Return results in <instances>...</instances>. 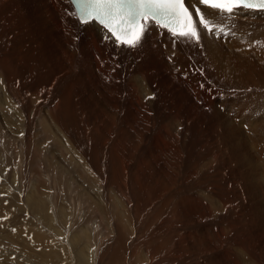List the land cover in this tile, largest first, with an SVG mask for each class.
I'll list each match as a JSON object with an SVG mask.
<instances>
[{
	"label": "rangeland",
	"instance_id": "rangeland-1",
	"mask_svg": "<svg viewBox=\"0 0 264 264\" xmlns=\"http://www.w3.org/2000/svg\"><path fill=\"white\" fill-rule=\"evenodd\" d=\"M6 9L0 44L12 54L16 90L8 105L0 82V264H88L95 252L94 264H151L147 251L163 254L167 242L178 246L174 259L160 254L156 264H201L216 232L226 237L223 252L264 264V64L207 80L189 47L190 80L158 76L155 52L107 57L109 68L99 71L83 51L61 55L54 27L37 26L31 5ZM38 62L72 65L47 88L45 103L29 88ZM139 64L152 77L130 70ZM246 71L254 75L250 91ZM17 90L35 110L12 107ZM57 104L63 128L48 111ZM241 243L253 254L244 255Z\"/></svg>",
	"mask_w": 264,
	"mask_h": 264
},
{
	"label": "bare ground",
	"instance_id": "bare-ground-1",
	"mask_svg": "<svg viewBox=\"0 0 264 264\" xmlns=\"http://www.w3.org/2000/svg\"><path fill=\"white\" fill-rule=\"evenodd\" d=\"M188 3L190 4V6L192 8V12H194V14L196 16L195 21H197L199 19L198 14L196 12V8H199L200 12L205 16V18L212 21L211 26L215 27L214 33H208L206 30L203 29V27L201 25H199V24L196 25L197 29L200 33V37H201L199 45H197L196 42H190L188 40H184V39H181L179 37H173L170 32H168L166 29H162V28H153L151 31L146 33L145 34V41H144L142 47L130 48L126 45H117L114 43L115 38L112 37L111 34L108 33V31H106L104 28H102L97 23L91 22V23L85 25V24H81L80 22H78L77 19L72 15V13H74L75 10H74L73 6L69 4V0H0V9L3 8V6H4V8H7L6 10L9 11L11 4H14L15 8H19L20 5H26V6L31 5L32 9L36 13V14L34 13V16L36 18V21L35 20L34 21H35V24L37 26L38 25L45 26L46 24L44 25L41 23H49L54 27L55 37H56V40L59 44V46H57L56 48L59 47V50L61 51V55H63L64 57L72 58V56L75 54V51H76L75 49L83 51L87 54L86 57L88 58L89 62L92 65H95V67L99 71L102 69L105 70V68H109V63L106 62V60H108L107 57L108 58L114 57L115 55H123V56L129 57V55L132 52H138V51H140V52L144 51L147 53L149 52V54L151 52H153V53L155 52L157 56L154 59V65L157 67L156 70L158 69L156 72L158 76L166 78L167 80L172 78V77H177L178 79L183 78V79L190 80L195 75L194 74L195 72L194 73L192 72L194 68L191 69V67H188L189 65L187 64V61L185 60V57H184V54L188 53L189 47L191 48L190 51H196L197 56H198V61L200 62L201 67L203 68L204 74L206 76L205 78L207 80L212 79V77L213 78H219V79H226V77H229L231 75L230 74L228 76V73H231V72H229L230 69L232 70V72L236 70L238 73L237 75H239V76L243 75L245 73L244 72L245 70H243L242 67L245 64H246L245 66L250 64L251 66H255V67H258V66H261L264 64V11L240 10V11H237L234 15L229 16L227 18H224L221 15H219L216 10L211 9L207 5L200 4L199 0H188ZM22 14H25V13H22ZM12 18H15V17H12ZM10 22H11V20H10ZM3 23L4 22H2V24ZM16 23L17 22H15V24ZM2 24H0L1 27H2ZM15 24H14V26H16ZM14 26H13L12 30H14ZM18 26L19 25H17V28H18ZM30 26H31V28H33L32 25H30ZM221 29H223V31H221ZM14 31L17 32L16 29ZM18 31H20V30H18ZM32 31H33V29H32ZM216 32H218L220 34L216 35L215 34ZM41 36H42V34H41ZM105 37H108V38L106 39ZM217 37L222 38V39H217ZM44 47H46V45ZM246 48H249V49L247 50ZM237 49H240L238 56L236 55ZM19 54L21 55V53H19ZM149 54H147V55H149ZM0 55H2V56H0V82H1V87H2L3 93H4L3 94L4 95V101H6V99L8 97H10L9 95H11L10 93L13 91L12 89L14 88L13 87V77H15V76H13L14 71H13V68L10 67L9 62H8L13 57H12V54L9 52V50L7 48L3 47L2 44H0ZM151 55L152 54H150V56ZM152 56H155V55H152ZM151 58H153V57H151ZM194 59H192V60H194ZM149 60H151V59H149ZM138 61H136V62H138ZM27 62H29V61H27ZM30 62H31V60H30ZM147 62H148V60H147ZM147 62L145 61L144 63H147ZM199 62L197 64H199ZM56 63H57L56 65L53 64L52 67L48 66L46 69H45V67L42 68L40 63H39L40 67L38 69L37 68L38 65L33 63L34 66L33 65L31 66V70L28 69V71L30 70V74L28 76L29 77L31 76V80H30V78L28 79L29 80V88L32 89V87H33V89H36V91L38 92V96H39L38 98L41 99L40 97H43V103H45V101H47V102L49 101V98L46 96L47 88L51 87V90H52V87L56 86V84L54 85L55 80H57L56 82H59L58 81L59 78H62V79L65 78V76L63 77V75H61L62 72L65 70V73H66L68 71V69L72 66V65H69L70 64L69 62H67V64H65V63L60 64L59 62H56ZM193 64H195V63H193ZM231 64H234V65L231 66ZM200 65H198V66H200ZM236 66L238 68L234 69L233 67H236ZM23 67H21V68L24 69ZM28 67H30V66L28 65ZM187 67H188V69L190 68L191 71H189L190 69L188 70ZM194 67H196V66H194ZM32 68H33V70H32ZM247 68H249V67H247ZM131 69H133L134 72L138 73L139 76L142 78L152 77V73L150 72V70L146 67H143L141 64H139L138 66H134L133 68H130V70ZM259 70L260 69H257V71H259ZM152 71H154V70H152ZM247 73H248V75L246 74V76H242V78L249 84V85L247 84L246 88L249 89V91H250L251 89H253V85H251V84L254 83V81H252L254 75H253L252 71L247 72ZM249 73H251L253 76L250 75ZM260 73H262V72H260ZM114 74H115V76H120V73L117 70H115ZM59 75H61V76L59 77ZM155 77H156V75H155ZM194 77H196V76H194ZM177 78H176V80H177ZM48 80H49V82H48ZM60 81H61V79H60ZM157 81L158 80H156L155 82H157ZM193 81H195V80H193ZM44 82H46L45 86H44ZM155 82H153V84ZM161 82H163V80ZM171 82H172V80H171ZM185 83H187V82L185 81ZM164 84H166V83H164ZM257 84H258V82H257ZM171 86H172V84L170 86L167 85L168 88L167 87L166 88L169 89ZM153 87H155V85ZM180 88H182V87H179L178 89H180ZM129 89L133 91L134 87L131 85V86H129ZM162 89L165 91L167 90L164 88H162ZM170 93H172V90ZM14 94H15V91H14L13 95ZM16 96H17L16 99L17 100L20 99V102H18V104H14L12 107L16 108L17 110H35L34 104L26 96L22 95L18 90H17ZM159 96H160V94H159ZM211 96H208V97L210 98ZM208 97H207V99H208ZM39 101L41 103V100H39ZM209 101H211V100L209 99ZM5 103L10 105L12 102H10V104H9V102L6 101ZM39 105H41V104H39ZM55 107H56V109L48 108V111L50 112L51 116L54 118V121H56V123L63 128L64 122L61 120L60 116L58 114H56V112L52 111V110H59L60 109L59 105L57 104ZM11 110H13V109H11ZM55 115H57V116H55ZM65 124H68V123L66 122ZM62 128H61V130H62ZM77 131H79V129ZM64 133H67V132H64ZM77 135H78L77 139H76V137H74V138L76 140H78V142L82 141V140H79V139H81L79 134H77ZM84 139H85V137H84ZM76 140H75V142H77ZM84 141H86V140H84ZM96 145H98V144H96ZM154 148H155V146H154ZM75 150H77V149H74V151ZM178 152L180 153V151H178ZM126 164H128L127 161H126ZM127 169H128V167H127ZM259 173L261 175V172H259ZM166 191H167V189H166ZM205 210H204V212H206ZM202 212H203V210H202ZM193 213H195V212H193ZM197 218H198V215H197ZM156 227H159L160 229H164L166 231V229L163 225L158 224V226H156ZM168 227H170V226H168ZM161 231L163 232V230H161ZM92 234H93L92 230L89 231V237L90 238H91ZM225 242H227V240H226L225 236L223 237V233L222 232L221 233L216 232L215 240L214 241H211V240L208 241L210 250L202 253L203 257L202 256L201 257L203 258L204 261L201 260L202 261L201 264H208L211 260V256L216 260H220L222 258L221 260L223 261L224 264H244L243 259H241L243 251H242V253L237 254L236 252H233L232 250L230 251V250L224 249V252H223V249L219 248V246H221V245L224 246ZM177 243H179V242H177ZM166 245H168V248L165 249V252L163 254L161 252H160V254L163 255L161 257L162 259H164L166 261L169 260V262H170V260L174 259L172 252L174 251V248L176 246L174 247L173 244H169V242H167ZM233 245H235V244H233ZM239 246H240V248H242L246 251V253L244 255L247 256V253L250 255L253 254L252 252L249 251L250 248L248 249V247L244 246V244L241 243ZM179 247H180V245H179ZM156 248H159V247H156ZM180 248H182V247H180ZM225 248H227V247H225ZM231 248H232V246H231ZM160 249H161V247H160ZM182 249H181V251H182ZM147 252H149L148 256H149L151 264H156L157 263V262L155 263V259H157L156 256H158L160 254H157L154 250H149ZM145 253H146V251H145ZM227 254L233 255L231 260ZM188 256H189V254H188ZM91 257H92L91 259H90V257L88 258V259H90V262H88V264H94V261H96V252L93 253V255L91 254ZM256 257H255V259L258 260L257 264H263ZM198 258H199V256H198Z\"/></svg>",
	"mask_w": 264,
	"mask_h": 264
},
{
	"label": "snow or ice",
	"instance_id": "snow-or-ice-1",
	"mask_svg": "<svg viewBox=\"0 0 264 264\" xmlns=\"http://www.w3.org/2000/svg\"><path fill=\"white\" fill-rule=\"evenodd\" d=\"M199 3L224 18L240 10L264 11V0H199ZM69 4L76 7L72 15L78 22L87 25L95 21L115 38V44L130 48L142 47L145 34L153 28L166 29L173 37L197 45L201 39L197 24L208 33L215 32L212 21L199 8H196L199 19L193 21L185 0H69Z\"/></svg>",
	"mask_w": 264,
	"mask_h": 264
}]
</instances>
